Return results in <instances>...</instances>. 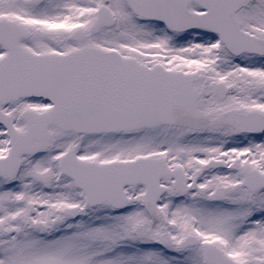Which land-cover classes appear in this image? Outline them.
Returning a JSON list of instances; mask_svg holds the SVG:
<instances>
[{
	"label": "snow or ice",
	"instance_id": "snow-or-ice-1",
	"mask_svg": "<svg viewBox=\"0 0 264 264\" xmlns=\"http://www.w3.org/2000/svg\"><path fill=\"white\" fill-rule=\"evenodd\" d=\"M0 264H264V0H0Z\"/></svg>",
	"mask_w": 264,
	"mask_h": 264
}]
</instances>
